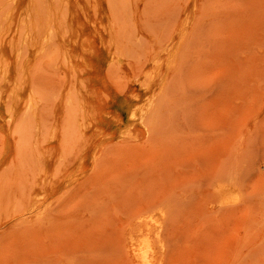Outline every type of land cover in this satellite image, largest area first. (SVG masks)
Masks as SVG:
<instances>
[{"label":"rangeland","instance_id":"obj_1","mask_svg":"<svg viewBox=\"0 0 264 264\" xmlns=\"http://www.w3.org/2000/svg\"><path fill=\"white\" fill-rule=\"evenodd\" d=\"M151 203L166 264H264V0H0V264H132Z\"/></svg>","mask_w":264,"mask_h":264},{"label":"bare ground","instance_id":"obj_2","mask_svg":"<svg viewBox=\"0 0 264 264\" xmlns=\"http://www.w3.org/2000/svg\"><path fill=\"white\" fill-rule=\"evenodd\" d=\"M246 197V193L236 182L221 178L211 192L210 202L214 208L222 210L231 205L242 206L246 202ZM158 206L161 205L148 204L132 216L135 219V226L129 227L125 232L126 249L128 248L129 261L132 264H166L168 262V239L164 236V231L169 214L167 209L163 207L158 209ZM41 207L42 205L36 208L40 209L37 211L38 214L43 213Z\"/></svg>","mask_w":264,"mask_h":264}]
</instances>
